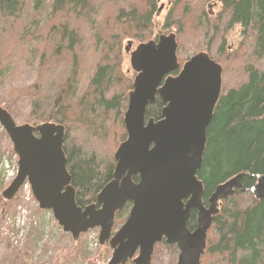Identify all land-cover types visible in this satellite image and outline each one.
Segmentation results:
<instances>
[{"label":"trees","instance_id":"obj_1","mask_svg":"<svg viewBox=\"0 0 264 264\" xmlns=\"http://www.w3.org/2000/svg\"><path fill=\"white\" fill-rule=\"evenodd\" d=\"M185 1L165 24L178 32L181 65L192 55H183L188 25L197 41L207 37L206 53L218 64L220 58L231 66L245 51L237 84L222 87L198 179L205 206L218 186L239 175L247 193L236 191L220 203L201 264H264V200L249 192L264 175V0H213L222 8L216 21L191 5L196 1ZM156 12L155 0H0V106L22 124L65 128L63 150L81 208L96 203L113 180L112 149L127 139L124 117L133 85L122 70L123 45L129 38L145 43L142 32L151 29ZM234 27L241 29L242 43L229 60L220 35ZM161 114L158 100L146 118L158 121ZM129 209L127 204L117 214L116 228ZM196 227L193 211L188 228Z\"/></svg>","mask_w":264,"mask_h":264},{"label":"water","instance_id":"obj_2","mask_svg":"<svg viewBox=\"0 0 264 264\" xmlns=\"http://www.w3.org/2000/svg\"><path fill=\"white\" fill-rule=\"evenodd\" d=\"M131 47V45H129ZM176 35L139 45L130 64L137 74L124 123L127 140L115 153L113 180L96 204L81 208L67 170L63 150L65 128L42 124L18 125L0 106V125L19 158L17 178L4 191L12 201L25 182L42 211H51L59 227L77 242L100 229L99 244L113 251L107 264H152L156 245L176 246L177 264H201L213 216L219 204L235 194L241 177L216 188L204 207V186L198 179L207 145L208 128L222 90V68L199 53L181 69ZM180 71L177 77L171 74ZM161 99V120H146L149 106ZM138 178V182L134 181ZM249 192L264 200V175ZM183 200H188L187 204ZM132 204L130 215L113 235L116 214ZM198 211L197 228L188 229L191 212Z\"/></svg>","mask_w":264,"mask_h":264},{"label":"rangeland","instance_id":"obj_3","mask_svg":"<svg viewBox=\"0 0 264 264\" xmlns=\"http://www.w3.org/2000/svg\"><path fill=\"white\" fill-rule=\"evenodd\" d=\"M43 1L45 5H48L50 2V0ZM194 1L196 2L192 3L191 1L193 7L201 6L202 11L210 19L218 20V17L222 13L219 3L213 0ZM138 3L142 5L141 1H138ZM180 3L184 5L186 1L155 0L157 12L154 16L152 27L142 32L146 36L144 38L146 42L154 40L157 36L176 34V29H173L172 32L171 30H165V24L174 6ZM183 5L178 6L176 16H180ZM187 28L185 41H188L185 47H183V55L192 54L189 57L191 58L200 52H207L210 49V46L207 44V37L202 36L197 41L192 35V26L188 25ZM223 36L226 42L225 55L227 54V58L230 60V56L235 55L234 52H237L236 50L239 49L242 43L241 29L239 27L226 29V32H222L220 35L221 38ZM132 39H127L123 45L124 63L122 70L134 82L136 74L131 69L130 56L129 53H126L125 49L128 43H132L133 50L140 43L139 39ZM215 47L217 49L218 44ZM217 52L211 49V53L214 55ZM238 52L242 53V51ZM244 55L245 51L242 56L234 59V63L231 66L230 62L217 58L223 67V88L229 89L237 84V80L239 79L237 75L241 72L245 60L243 58ZM242 58L243 60L240 61ZM31 73L34 74L33 72ZM34 77L35 75L30 78L28 77V79H34ZM15 121L18 125H27L25 123L22 124L19 120ZM117 148L115 146L112 149V154H115ZM6 160L11 167L18 168V158L13 150L11 141L5 132H0V264H107L112 256V250L108 244L104 246L99 244L100 229L87 233L78 242H75L70 234L62 231L51 212H44L39 208L29 185L28 187H23L24 190L19 191L12 201H6L3 198L4 191L12 181L6 179L4 176L2 164L4 165V161ZM5 203L9 204L6 205ZM129 211L131 209L125 212V214L129 215ZM164 246H158L152 264H177L178 250H174L173 247L167 250Z\"/></svg>","mask_w":264,"mask_h":264},{"label":"bare ground","instance_id":"obj_4","mask_svg":"<svg viewBox=\"0 0 264 264\" xmlns=\"http://www.w3.org/2000/svg\"><path fill=\"white\" fill-rule=\"evenodd\" d=\"M21 56V55H20ZM22 58V57H21ZM19 63V62H18ZM19 65V64H18ZM221 97V96H220ZM220 99V98H219ZM9 107V106H8ZM14 118V117H13ZM15 120V119H14ZM124 125H125V123H124ZM4 129V128H3ZM9 137V136H8ZM10 139V138H9ZM11 141V140H10ZM11 144H12V142H11ZM13 147V146H12ZM203 160H204V157H203ZM8 164H7V162L6 161H4V165L2 164V168H4L5 169V167L7 166ZM18 169H19V166H18ZM13 179H8V180H12L11 182H10V185L12 184V182L14 181V179H16L17 178V176H13L12 177ZM235 178V177H234ZM234 178H232V179H234ZM232 179H230V180H232ZM230 180L229 181H227L226 183H228V182H230ZM226 183H224V184H222V185H220V186H223V185H225ZM9 185V186H10ZM242 185V184H241ZM220 186H218V187H220ZM217 187V188H218ZM236 191H239V192H241V193H247V190L246 189H244L243 188V185H242V188L241 187H239L238 189H235V193H236ZM234 196V195H233ZM232 197V196H231ZM183 203L184 204H187L188 203V200H183ZM93 204H91L90 206H92ZM87 207H89V206H87ZM204 207L205 208H208V206H205L204 205ZM131 210H132V208H131ZM220 210V209H219ZM122 211V210H121ZM194 211H196V213H197V216H198V211L197 210H194ZM120 212V211H119ZM131 212V211H130ZM130 215V214H129ZM219 215V214H218ZM217 215V216H218ZM216 216H213V222H214V218H215ZM116 219L117 218H115V221H116ZM212 226H213V223H212ZM212 228V227H211ZM211 230V229H210ZM210 230H209V232H210ZM103 248V247H102ZM101 248V249H102Z\"/></svg>","mask_w":264,"mask_h":264},{"label":"built area","instance_id":"obj_5","mask_svg":"<svg viewBox=\"0 0 264 264\" xmlns=\"http://www.w3.org/2000/svg\"><path fill=\"white\" fill-rule=\"evenodd\" d=\"M0 132H2V129L0 128ZM7 166L4 169V176L6 179H13V176H16L17 169L10 166L9 162L6 160Z\"/></svg>","mask_w":264,"mask_h":264},{"label":"flooded vegetation","instance_id":"obj_6","mask_svg":"<svg viewBox=\"0 0 264 264\" xmlns=\"http://www.w3.org/2000/svg\"><path fill=\"white\" fill-rule=\"evenodd\" d=\"M159 37H161V36H159ZM129 45H131V44H127V45H126V49H125V50H126V53H127V54L129 53V56H131V53H132L134 50H133V46H132L131 49H129V48H130ZM177 75H178V74H177ZM177 75H173V76L176 77ZM158 100L160 101V104H161V106H162V102H161V99H160L159 97H157V101H158ZM157 101H156V102H157ZM155 104H156V103H155ZM162 109H163V106H162ZM159 120H160V119H159ZM159 120H158V121H159ZM131 206H132V205H131Z\"/></svg>","mask_w":264,"mask_h":264}]
</instances>
